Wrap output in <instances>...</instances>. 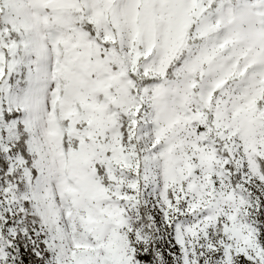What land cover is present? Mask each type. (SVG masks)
<instances>
[{"label": "snow or ice", "instance_id": "1", "mask_svg": "<svg viewBox=\"0 0 264 264\" xmlns=\"http://www.w3.org/2000/svg\"><path fill=\"white\" fill-rule=\"evenodd\" d=\"M0 264H264V0H0Z\"/></svg>", "mask_w": 264, "mask_h": 264}]
</instances>
